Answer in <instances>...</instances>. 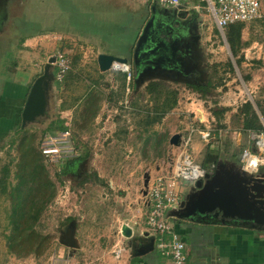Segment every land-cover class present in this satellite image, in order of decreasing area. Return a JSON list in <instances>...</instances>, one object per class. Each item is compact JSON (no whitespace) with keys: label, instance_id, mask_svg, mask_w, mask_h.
I'll return each mask as SVG.
<instances>
[{"label":"rangeland","instance_id":"rangeland-1","mask_svg":"<svg viewBox=\"0 0 264 264\" xmlns=\"http://www.w3.org/2000/svg\"><path fill=\"white\" fill-rule=\"evenodd\" d=\"M180 1L200 6L193 13L196 21H188L186 29L201 38L193 48L198 70L192 77H199L194 80L198 84L210 82L204 96L189 88L192 81L180 76L155 74L135 86L132 76L124 83V72L98 70L96 58L103 52L130 62V45L148 18L153 0H0V96L5 81L12 83L21 77L17 72L31 75L33 82L57 52L71 63L70 72L61 81L56 78V65L51 64L45 114L19 132L17 117L16 125L0 134L1 167L10 161L14 165L25 149L41 152L46 136L60 138L66 131L49 132L58 122H63L69 133L68 143L57 144L60 153L56 160L42 155L56 185L55 198L34 226L45 239V249L27 256L23 252L21 257L8 251L4 236L10 233V205L0 196V257L11 254L9 257L24 258L29 264H66L70 252L69 264H112L116 228L124 213L119 195L145 205L144 175H148L149 185L157 176L171 172L179 153V146L169 144L175 134L185 137L192 132L189 150L197 164L209 150L221 162L243 167L242 151L251 150L253 142L249 134L240 131L238 110L246 101L255 105V101L264 100V0H260L261 18L243 26L236 57L227 43L226 29L216 28L201 0ZM172 14L177 17L176 11ZM150 82L160 84V98L158 93L145 92ZM18 93L5 98L14 115L19 111ZM167 93L176 96L177 103L158 119ZM220 109L226 112L218 118L215 112ZM199 132L209 133L207 141ZM78 158L84 160L79 161L75 174H61L67 162ZM10 171L15 184V167L11 165ZM67 218H72V223L62 225ZM70 233L76 246L67 249L59 239ZM132 238L135 241L126 239V245L132 240L137 246L138 238Z\"/></svg>","mask_w":264,"mask_h":264},{"label":"crops","instance_id":"crops-1","mask_svg":"<svg viewBox=\"0 0 264 264\" xmlns=\"http://www.w3.org/2000/svg\"><path fill=\"white\" fill-rule=\"evenodd\" d=\"M154 1V0H153ZM184 8L182 11H176L177 17L181 20L182 23L185 24L183 30V36L189 37L190 35H194L196 37L195 44L199 46L201 42V38L198 34L191 33V30L186 29V24L188 25V21L194 19V12H198L200 6L197 3H186L183 4ZM158 5L155 3L151 6L148 14V18L142 23L141 28L139 29V34L136 36L134 43L130 45V54L131 50L134 47L136 41L141 35L143 27L145 23L152 14V10L156 9ZM151 11V12H150ZM154 14V13H153ZM195 20V19H194ZM196 21V20H195ZM180 38V37H179ZM188 48V47H187ZM193 51V50H192ZM104 54H108L103 52ZM97 63V62H96ZM130 64V63H129ZM98 66V64H97ZM131 66V65H130ZM198 66V65H197ZM198 68V67H197ZM131 69V67H130ZM99 70V68H98ZM108 72V71H107ZM125 74V73H123ZM21 76L20 78H15L12 83L5 81L2 85V91L0 96V134H6L9 132L17 123V117H21V112L23 106L25 104L27 95L29 93L30 87L33 82H31V75L25 73H16V76ZM15 76V77H16ZM131 76L134 82L135 75L131 69ZM25 78V79H24ZM27 79V80H26ZM131 79V80H132ZM26 84V85H25ZM19 92L16 97L17 108L15 110V115L13 112H10L8 106L5 104V98L9 93ZM49 107V104L48 106ZM20 112V114H18ZM8 120L5 122V120ZM180 136H183L180 134ZM250 141L251 135L249 134ZM181 140V139H180ZM180 145V144H179ZM196 148V153L200 154V149ZM250 150V149H249ZM252 155L257 158L258 150L254 147L252 143V149L250 150ZM259 156V155H258ZM203 160V156L201 158ZM259 159H264L259 158ZM84 160V158L77 159L74 162L69 161L68 169H72V165H76L79 161ZM201 160V161H202ZM221 165L223 168L227 169H235L238 171H243L247 175L253 177H264L262 173V168L264 169V164H258L257 167L252 168L250 171L246 170L241 166H237L236 164H230L228 161L221 162L219 157L216 162V166ZM240 164H242L240 159ZM244 164V163H243ZM239 168V169H238ZM214 172V171H213ZM212 173V172H211ZM80 180H83L80 179ZM194 188L193 185L184 184L180 189L181 201L185 198L190 192H192ZM120 196V210L124 212L119 216V219L123 221H119L120 223L117 225V243L118 245L125 246L126 249L123 251V254L119 260H116L113 256L114 246L112 249V264H167L166 260L159 255V253L154 248L153 251L143 255V256H135L133 257L129 248H127L125 238L122 237L120 231L123 225H126L130 228L132 232V236H136L138 238L137 246L139 244L144 245L147 244V238L143 237L145 230V221L143 223V216L145 215V211L147 207L139 202H134V200L130 201L127 195H119ZM129 212V214H128ZM220 218V217H219ZM218 218V219H219ZM142 220V221H141ZM73 219L71 218V222L67 223L69 225L72 223ZM174 226V231L178 234L182 239H185L183 242L185 244V253H186V262L185 264H264V230H257L253 228L243 227L235 224H222L216 221L213 222H193L187 219H172L171 220ZM139 230V231H138ZM115 244V245H116ZM64 247V246H63ZM66 248V247H65ZM68 249V248H67ZM6 255V256H5ZM0 257V264H8L7 262L15 259L14 264H25L24 258L17 257H9V255L5 254ZM8 256V257H7ZM8 259H5V258ZM72 253H67L66 264H69L72 260ZM71 258V259H69ZM34 261V260H33ZM28 261L26 264H29ZM34 264H38L34 262ZM106 264V262L102 263Z\"/></svg>","mask_w":264,"mask_h":264},{"label":"water","instance_id":"water-1","mask_svg":"<svg viewBox=\"0 0 264 264\" xmlns=\"http://www.w3.org/2000/svg\"><path fill=\"white\" fill-rule=\"evenodd\" d=\"M151 23L150 20L136 42L133 64H137L139 58L147 55V53H140V48L145 41L146 33ZM54 62V58L49 59L48 64L44 66L42 74L33 81L30 87L21 112L22 127L43 116L47 111V80H50L49 68ZM96 62L101 73L110 71L113 63L130 66L128 59L104 53L98 54ZM160 74L166 75L161 72ZM154 75L150 74L147 76L144 70L135 73V86L142 85L147 77ZM180 139L181 136L175 134L169 138V144L178 147ZM148 181L149 177L146 174L143 182L144 196L146 195ZM168 217L171 219H187L193 222L216 221L222 224L230 223L264 230V227H260L264 226V177H253L243 171L223 168L217 164L214 172L205 174L203 179L194 184L192 192L180 202L175 210L169 213ZM247 223H252V225ZM120 233L125 239H134L130 228L126 225L121 227ZM68 235L66 237L61 236L59 243L66 248H74L76 245L72 234ZM142 236L147 238V244L134 246L131 244L132 240L128 244L127 248L130 249L133 257L143 256L154 249L153 237H149L145 233ZM184 241L185 239H182V242Z\"/></svg>","mask_w":264,"mask_h":264},{"label":"built area","instance_id":"built-area-1","mask_svg":"<svg viewBox=\"0 0 264 264\" xmlns=\"http://www.w3.org/2000/svg\"><path fill=\"white\" fill-rule=\"evenodd\" d=\"M155 3L165 9L174 11H182L184 8L180 0H154ZM204 4V10L212 18L216 28L220 31L225 30L233 24H247L261 18V1L260 0H201ZM58 81L64 79L65 75L70 71V61L68 58L57 52L54 57ZM113 63L111 70L126 73L127 80H131V69L129 65L126 71L115 69ZM192 133V132H191ZM189 133L185 137L181 136L179 153L176 156L170 173L159 175L148 185L146 193L145 206L147 207L145 217L144 233L154 239V248L162 256L167 264H185L186 253L185 244L180 236L175 233L172 219L168 217L169 212L175 210L180 202V189L184 184L193 185L197 181L204 178L208 174L200 164H197L190 154L189 147L191 145L192 134ZM69 133L63 132L60 138L46 136L41 154L53 161L59 156L60 148L58 143H68ZM202 140L207 141L208 132H199ZM254 147L258 150L257 158L264 156V130L260 134H250ZM66 147V146H63ZM191 149V148H190ZM253 156L249 149L242 151L241 162L246 164L248 159ZM257 167V166H256ZM255 167V168H256ZM126 249L125 246L116 244L114 246L113 256L119 260Z\"/></svg>","mask_w":264,"mask_h":264},{"label":"trees","instance_id":"trees-1","mask_svg":"<svg viewBox=\"0 0 264 264\" xmlns=\"http://www.w3.org/2000/svg\"><path fill=\"white\" fill-rule=\"evenodd\" d=\"M243 26L244 24H233L226 28L227 43L235 57L237 56V47L241 42ZM240 64L241 60H238L237 65L240 66ZM122 76V80L125 83L127 75L122 74ZM189 88L204 96L210 88V82L208 81L206 86H189ZM145 92L148 94L158 93V98L163 93L160 92V84L158 82L148 83L145 87ZM176 99V96H168L167 93V97L160 107L158 119L173 109L177 103ZM238 111V115L241 117L240 131L242 133L260 134L264 130V100L261 102L255 101V105L250 101H246L240 106ZM224 112H226L225 109H220L215 112V116L220 118L219 116H222ZM94 115L95 113H93ZM19 120L21 122V117ZM22 128L20 124L19 130L16 131H23ZM67 129L63 122H58L55 129L49 128V132L51 135H55V132H62ZM217 161V154L207 150L200 166L207 173H211L214 171ZM13 162L10 161L0 167V196L4 197L10 205L8 215L10 233L4 236L7 249L11 254L21 257L23 252L27 256L37 254L45 249V246L43 248L45 239L36 232L34 226L41 218L46 205L55 198L56 185L49 176L40 151L25 149L20 158L16 159L14 165L12 164ZM11 165L15 167L13 175L15 184L10 180ZM67 167L68 164L66 163L63 170H61V174L67 172ZM69 222H71V218H67L62 225Z\"/></svg>","mask_w":264,"mask_h":264},{"label":"flooded vegetation","instance_id":"flooded-vegetation-1","mask_svg":"<svg viewBox=\"0 0 264 264\" xmlns=\"http://www.w3.org/2000/svg\"><path fill=\"white\" fill-rule=\"evenodd\" d=\"M173 11L159 6L152 10V12L150 11L152 14H150L145 26L150 20L152 23L149 25L145 41L140 48V53H147V55L139 58L137 64H133L135 43L130 54L129 63L131 69L134 75L143 70L147 76L150 74H160L161 72L167 76H180L183 80L192 81V83L189 81L191 84H187L188 86H206L207 83L198 84L194 82V80H199V77H192L194 72L198 70L194 52L192 51L196 46V37L194 35H190L189 37L183 36L185 24L178 17L175 18L173 16ZM152 50L154 51L151 52ZM72 166V169L67 171L68 174H75L72 172L78 171L80 167L79 163ZM247 224L252 225V223ZM260 227L263 228L264 226Z\"/></svg>","mask_w":264,"mask_h":264},{"label":"bare ground","instance_id":"bare-ground-1","mask_svg":"<svg viewBox=\"0 0 264 264\" xmlns=\"http://www.w3.org/2000/svg\"><path fill=\"white\" fill-rule=\"evenodd\" d=\"M115 69L126 71V67L120 64H116ZM258 164H264V159H259L254 156H251L248 159V162L246 164H243V166L246 170L250 171L252 168L256 167Z\"/></svg>","mask_w":264,"mask_h":264}]
</instances>
